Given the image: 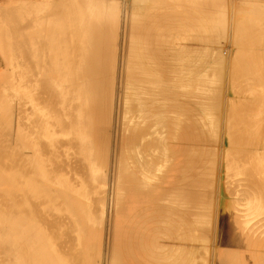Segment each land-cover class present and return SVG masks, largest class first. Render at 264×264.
<instances>
[{"label":"bare ground","instance_id":"obj_1","mask_svg":"<svg viewBox=\"0 0 264 264\" xmlns=\"http://www.w3.org/2000/svg\"><path fill=\"white\" fill-rule=\"evenodd\" d=\"M154 1L0 11V264H264V0Z\"/></svg>","mask_w":264,"mask_h":264},{"label":"rangeland","instance_id":"obj_2","mask_svg":"<svg viewBox=\"0 0 264 264\" xmlns=\"http://www.w3.org/2000/svg\"><path fill=\"white\" fill-rule=\"evenodd\" d=\"M117 1H118V0H107V2H113V3H115L116 5H117V3H118L117 8H119V9H121V8L123 7V9H121V10L118 9V10L121 11V12H122V11H126L127 8H128V10H129V9H131V7H132V3H133L132 1H133V0H119L118 2H117ZM120 1H121V2H120ZM149 1H150V2H149ZM151 1H152V2H155L154 0H140L141 4H142V2H143V4H142V5H143V11H142V12H144V13H142L143 16L146 15V14H145V12H146V8L144 7V5L147 7L148 4H152ZM168 1H169L170 4H172V8H174V5H175L176 3H175V2H170V1H173V0H168ZM174 1L177 2V0H174ZM186 1H187V0H186ZM209 1H210L209 3H210L211 5L215 4L214 2L211 3V2H212L211 0H209ZM17 2H19V1H17ZM131 2H132V3H131ZM140 2H139V3H140ZM201 2H202V1H201ZM260 2H263V1H260ZM19 3H20V2H19ZM144 3H145V4H144ZM209 3H207V4H209ZM119 4H120V5H119ZM207 4H206V5H207ZM210 4H209L205 9L209 10V9L211 8V10H209V11H217V10H215V9H216L215 6L218 7V10L221 9L220 6L217 5V4H216L215 6H213V8L215 7V9H213L212 6H211ZM120 6H121V7H120ZM209 6H210V8L208 9ZM125 8H126V9H125ZM219 8H220V9H219ZM164 9H165V8H164ZM166 9H167V8H166ZM170 9H171V8H170ZM212 9H213V10H212ZM167 10H168V9H167ZM158 11H163V10L158 9ZM153 12H154V10H153ZM193 15H194V14H192V16H191V17H192L191 20L193 19ZM143 16H142V18L145 17V16H144V17H143ZM146 16H147V15H146ZM188 17H189V16H188ZM144 19H145V18H144ZM161 22H162V23H160V25H162V24L164 25V24H167V23L170 22V21H161ZM153 25H154V24H153ZM172 26H175V24L172 25ZM195 54H197V53H195ZM197 55H198V54H197ZM197 55H196V56H197ZM192 56H194V59L196 60L197 57H196L194 54H193ZM195 57H196V58H195ZM192 59H193V58H192ZM192 65H194V64H192ZM4 66H5V63H3L2 65H0L1 69H3V71H2V75L5 77V74H4V73L7 72V69H5ZM3 76H2V77H3ZM4 77H3V81H4V83H5Z\"/></svg>","mask_w":264,"mask_h":264},{"label":"crops","instance_id":"obj_3","mask_svg":"<svg viewBox=\"0 0 264 264\" xmlns=\"http://www.w3.org/2000/svg\"><path fill=\"white\" fill-rule=\"evenodd\" d=\"M17 1H19V2H28V1L30 2L31 1L32 3L33 2L36 3V2H46L47 0H0V11L12 3H17ZM1 62H2V60H1ZM2 71H3V69H1V67H0V89L3 86Z\"/></svg>","mask_w":264,"mask_h":264}]
</instances>
